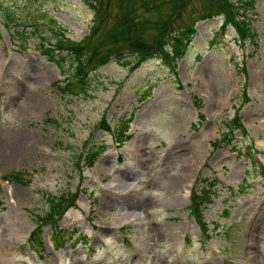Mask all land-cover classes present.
<instances>
[{"label":"rangeland","instance_id":"rangeland-1","mask_svg":"<svg viewBox=\"0 0 264 264\" xmlns=\"http://www.w3.org/2000/svg\"><path fill=\"white\" fill-rule=\"evenodd\" d=\"M94 1L103 23L81 0H0V264H264V178L239 153L251 146L264 168V0L255 48L232 24L218 34L222 15L198 20L174 72L158 55L98 66L101 37L129 3L150 40L168 20L162 32L178 34L206 0ZM44 12L100 54L83 85L64 90L74 61L48 54L44 28L16 36ZM234 116L244 136L227 127ZM124 124L116 146L106 127ZM89 147L101 150L93 165L76 164ZM13 173L25 184L2 179ZM211 182L195 207L190 193Z\"/></svg>","mask_w":264,"mask_h":264},{"label":"trees","instance_id":"trees-1","mask_svg":"<svg viewBox=\"0 0 264 264\" xmlns=\"http://www.w3.org/2000/svg\"><path fill=\"white\" fill-rule=\"evenodd\" d=\"M84 4L91 9L93 15L100 11L99 6L95 3L94 0H82ZM145 1L142 0V5L145 6ZM182 3V1H181ZM207 6L206 11L203 15L199 16L198 18H191L190 24L184 26L178 34H174L169 36V34H165L162 31H165V27L169 20L165 22L162 27L157 28L155 30L154 36L147 40L144 35V27L145 24L141 21H138L135 17L134 11L131 9V5H125L119 12H116V15L112 16L110 27L108 30L103 34L101 37L106 44L107 50L104 53L97 54L98 51L96 49L90 50V52L86 49V42L84 43H74L67 38L64 37L63 29L55 23L51 16H48L47 13H42L38 15V18L33 21H28L27 24H17L19 31L16 30L15 34L21 40H25L28 35L30 36L32 33L37 31V28L42 27L44 28V32H46L49 37L47 46V52L50 54L51 50H60L64 51L66 55H70L73 58L74 66L71 68L74 71V75H70V77L65 78V85L64 90L67 89L71 84V80H79V84L83 85V80L85 75L89 70H93L91 68L92 63H97V59L101 58L104 59L98 60V66L104 64L109 57L117 58L120 57H128L131 61L140 62L147 57H154L158 55L161 60H163L166 66L171 67V71L174 72V64L175 61L180 59L184 54L187 45L191 39V36L194 33L193 25L196 21L202 19H209L210 17L216 15H222L223 21L220 27V32L222 33L227 24H232L236 32V38L240 44L248 43L253 48L256 47V32L251 27L253 20L255 19L254 13V0H234L231 2L230 0H206ZM147 9V7H146ZM104 22L105 18L101 17V15H96L95 20ZM169 37V38H168ZM169 40L170 42V52L166 50L165 45L166 41ZM53 41V42H51ZM63 90V89H62ZM139 101L141 99H138ZM126 126H122L121 128H116L115 136L116 142L120 143L122 134L125 131ZM230 132L236 131L240 134L243 133V129L240 124V120L237 116H234L233 120L231 121V127L229 128ZM100 149L97 148H87L83 152V156L81 159V163L83 167H91L95 161V159L100 154ZM3 180H11L12 182L22 185L25 182L22 180L21 175L19 173H13L9 176H3ZM214 182L206 183V187L204 190H200L198 195H194L191 193V199L195 200L193 205L196 207L197 205L203 206L210 202L208 196V189L214 186ZM72 199L69 200L68 205H70ZM200 203V204H199ZM56 205V204H55ZM54 205V206H55ZM56 216L63 212L66 209V205L61 203L56 205ZM62 211V212H60ZM196 215L199 216L198 208H196ZM52 215V214H51ZM50 215V216H51ZM49 219V215L40 218V222L47 221ZM52 219V221H53ZM35 225V230L32 231L30 234L34 239L36 244L40 247V225ZM52 244L55 249H59L62 247V243L52 239Z\"/></svg>","mask_w":264,"mask_h":264},{"label":"bare ground","instance_id":"bare-ground-1","mask_svg":"<svg viewBox=\"0 0 264 264\" xmlns=\"http://www.w3.org/2000/svg\"><path fill=\"white\" fill-rule=\"evenodd\" d=\"M119 182H121V181H119ZM127 182V181H126ZM135 211V210H134ZM131 216V215H130ZM134 217V216H133ZM154 228V227H153Z\"/></svg>","mask_w":264,"mask_h":264}]
</instances>
